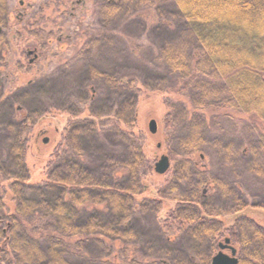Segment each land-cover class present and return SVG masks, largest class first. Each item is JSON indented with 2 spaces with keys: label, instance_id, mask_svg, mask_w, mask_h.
<instances>
[{
  "label": "trees",
  "instance_id": "16d2710c",
  "mask_svg": "<svg viewBox=\"0 0 264 264\" xmlns=\"http://www.w3.org/2000/svg\"><path fill=\"white\" fill-rule=\"evenodd\" d=\"M148 3L149 7L155 6L154 0H105L97 5L100 22L107 27L118 15L136 14ZM174 5L185 21L186 41L178 45L166 43L158 59L167 64L170 72L180 74L183 89L193 93L190 100L195 114L181 110L183 123H189V128L186 137L178 139L180 153L168 154L174 164L169 190L174 193L187 183L190 194L169 197L149 180L154 169L137 124L140 91L135 90L132 79L127 86L132 95L116 114L110 110L109 114L99 115L88 109L93 98L84 109H68L61 133L65 137L61 135L47 163L41 161L43 179L39 184L33 182L32 171L24 164L28 153L21 144H14L12 151L20 172L4 171L0 159V264H72V251L84 250L87 243L108 252L112 247L105 240L123 244L120 254L136 255L137 214L154 215L160 222L167 238L166 246L160 247L165 256L172 238L178 235L196 252L205 243L211 245L210 253L204 257L199 253L198 260L192 257L184 264H212L215 251L226 238L235 247L239 264H264V226L249 216L236 218L249 208L264 212V204H247L240 191L222 177L195 171L197 164L192 159L207 144V124L201 112L211 106L254 116L264 126V0H174ZM9 18L8 0H0V27L5 28ZM106 37L104 34L101 39H92L83 50L88 53L97 47L104 49L108 45ZM6 41L0 30V58ZM89 69L93 78L99 77L111 88L127 81L102 73L95 66ZM83 78L79 76L78 86ZM223 90L228 91V96L212 101ZM172 114L168 113L164 120L168 128L172 127ZM112 138L119 141L112 146L123 152H103L102 159H97L99 164L89 163L90 144L105 147L108 141L104 140ZM257 148L264 156V135L254 152ZM118 172L125 174L120 178ZM259 172L264 175L263 170ZM3 177L15 203L14 211L8 215L3 207ZM215 192L220 198L241 203L227 213L236 215L232 222L225 223L211 209L208 199ZM74 239L78 240L72 244ZM136 260L130 264H137ZM173 261L183 264L179 257Z\"/></svg>",
  "mask_w": 264,
  "mask_h": 264
},
{
  "label": "rangeland",
  "instance_id": "374dc122",
  "mask_svg": "<svg viewBox=\"0 0 264 264\" xmlns=\"http://www.w3.org/2000/svg\"><path fill=\"white\" fill-rule=\"evenodd\" d=\"M103 3L105 0H8L10 18L3 28L7 41L0 58V159L4 171L12 174L20 172V164L12 151L14 144H21L28 153L24 164L31 169L33 182L39 184L43 179L41 161L47 163L49 153L64 135L61 133L66 127L68 109H84L93 98L86 106L88 109L99 115L109 114L110 110L116 114L123 108L127 97L132 95L127 87L132 79L136 82L135 90L140 91L137 124L153 169L170 151L180 153L178 139L186 137L189 128V123H183L185 119L181 110L195 114L190 100L193 93L183 89L180 74L170 72L167 64L158 58L166 43L178 45L186 41L184 19L180 17L174 0H154L155 6L149 7L151 4L148 3L140 7L136 14L118 15L104 27L97 9V5ZM104 34L108 36L105 50L98 47L88 53L83 50L92 39H101ZM34 49L38 50L39 58L30 64L33 57L28 58L26 54ZM91 66L127 81L120 87L115 84L111 88L104 80L90 75ZM79 76L84 77L80 86ZM226 96L228 91H220L212 101ZM168 113H173L171 128L164 125ZM201 114L207 124V144L201 153L192 156L197 164L195 171H207L222 177L240 191L247 204H264V175L259 172H264V156L258 148L254 152L260 136L264 135L263 123L240 111L213 106ZM153 119L157 121L158 131L151 134L148 125ZM104 141L108 142L101 148L90 144L87 150L89 163L99 164L97 159H102L103 152H121L112 146L119 144L118 140ZM120 152L114 155L123 151ZM173 167L171 163V170L163 176L154 169V175L149 180L169 197H187L191 192L187 183H182L174 193L169 190L173 183ZM124 174L118 172L116 175L122 178ZM3 181H6L5 177L1 179ZM8 188V184L3 182L2 191L6 197L3 207L7 215L15 209ZM219 195L215 192L207 198L211 209L225 223L232 222L234 219L231 218L236 215L227 213L240 207L241 203L220 198ZM243 215L255 218L264 226L261 209L249 208L236 218ZM136 219V255L120 254L123 244L105 240V244L112 247L108 252L104 253L101 247L87 243L84 250L72 251L69 257L72 264H90L91 261L97 264H130L134 258L137 264H173L176 257L184 264V260L192 257L198 260L199 253L201 257L210 253L211 245L205 243L197 253L185 238L178 235L172 238L165 256L160 247L166 246L164 241L167 238L160 222L155 220L154 215L144 217L137 214ZM77 240L74 239L72 244Z\"/></svg>",
  "mask_w": 264,
  "mask_h": 264
},
{
  "label": "water",
  "instance_id": "95a60500",
  "mask_svg": "<svg viewBox=\"0 0 264 264\" xmlns=\"http://www.w3.org/2000/svg\"><path fill=\"white\" fill-rule=\"evenodd\" d=\"M149 129L152 134L157 133L158 126L156 120H152L149 123ZM45 143H48L47 140H44ZM171 166V160L168 156H162L161 159L155 164V172L159 175H165L169 170ZM227 241V240H226ZM229 243V241H227ZM227 245H221V251L213 257L212 264H239L238 258L236 257L237 251L235 249L231 248L232 255L229 256L228 254H225L223 252L224 249H226Z\"/></svg>",
  "mask_w": 264,
  "mask_h": 264
},
{
  "label": "flooded vegetation",
  "instance_id": "af4514ba",
  "mask_svg": "<svg viewBox=\"0 0 264 264\" xmlns=\"http://www.w3.org/2000/svg\"><path fill=\"white\" fill-rule=\"evenodd\" d=\"M22 5H23V4H22ZM0 30H1L2 33H4V32H3V28H1ZM37 52H38L37 49H34L33 51H28V52H27L26 57H28V58H32V57H33V58H32L33 60H30V64H33V63L35 62V60H37V59L39 58ZM226 240L229 241V243H227ZM223 243H224V245H227L226 249H224L223 252H226V251H227V252H230V253H231V252H232V251H231V248H232V249L234 248V247L232 246V244H231V241H230L229 239L226 238V239L223 240ZM223 243L221 242V243L219 244V252L221 251L220 246L223 245ZM236 257L238 258V254L236 255ZM238 261H239V258H238Z\"/></svg>",
  "mask_w": 264,
  "mask_h": 264
}]
</instances>
